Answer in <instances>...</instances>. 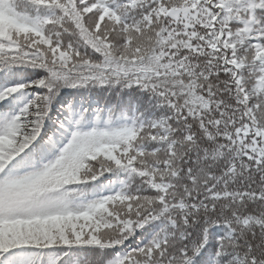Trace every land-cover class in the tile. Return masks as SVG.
I'll return each mask as SVG.
<instances>
[{
  "label": "snow or ice",
  "instance_id": "1",
  "mask_svg": "<svg viewBox=\"0 0 264 264\" xmlns=\"http://www.w3.org/2000/svg\"><path fill=\"white\" fill-rule=\"evenodd\" d=\"M0 264H264V0H0Z\"/></svg>",
  "mask_w": 264,
  "mask_h": 264
}]
</instances>
